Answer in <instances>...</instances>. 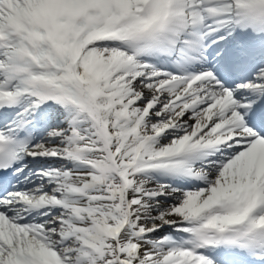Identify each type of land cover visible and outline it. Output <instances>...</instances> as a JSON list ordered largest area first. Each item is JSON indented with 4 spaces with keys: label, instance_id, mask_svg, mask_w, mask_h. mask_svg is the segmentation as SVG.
I'll use <instances>...</instances> for the list:
<instances>
[{
    "label": "bare ground",
    "instance_id": "bare-ground-1",
    "mask_svg": "<svg viewBox=\"0 0 264 264\" xmlns=\"http://www.w3.org/2000/svg\"><path fill=\"white\" fill-rule=\"evenodd\" d=\"M48 1L53 9H75L83 4V0ZM118 1L119 5L125 2ZM112 2L104 0L105 19L89 15L87 30L72 19L56 18L51 24V42H45L41 34L47 31L50 37L47 23V29L22 27L23 37L36 38V62H29L32 68L25 75L11 69L25 62L14 52L18 48V55H24L26 46L8 36L0 50V66L8 67L0 71V87L16 92L39 89L43 91L40 96L49 91L62 93L50 115L45 116V111L39 117L50 121L51 126L42 128L39 138L29 146L27 153L33 160L17 166L14 186L0 200V264L12 250L26 248L38 250L44 257L43 264H105L101 252L122 232L132 243L127 250L120 249L112 262L184 263L181 259H186L191 247L188 238L203 235L199 225L215 216L207 214L209 204L233 188V177L226 171L233 172L236 150L242 147L236 144L248 136L252 138L249 147L264 145V134L240 126L238 115L229 106L230 97L219 91L211 96L200 92L212 81L196 83L194 80L201 75L185 71L180 65L172 70L144 52L135 56L115 42L94 44L95 37L109 32L113 25L126 33L130 31L126 29L129 23L143 25L148 20L145 12L157 9L153 2L135 20L119 22L115 19L117 13L111 10ZM38 7L41 0H0V27L9 19L23 21ZM133 48L139 51L142 45ZM61 49H66V59L59 62ZM70 50L73 59L81 51L75 79L70 78ZM45 54L51 60L47 70L41 67ZM108 74L111 76L104 79ZM52 82L58 88H51ZM180 92L184 96L173 101ZM155 103L157 109L153 110ZM225 135L232 136L227 142L230 147H210L213 156L205 150L174 155L189 138L183 148L197 140L200 145ZM68 151L75 152L62 156ZM227 151L224 157L222 153ZM185 157L187 161L179 163ZM133 158L140 160L129 165ZM179 170L201 176V185L182 186L187 181ZM113 174L123 176L125 214H121L119 203L109 192L108 179ZM259 184L264 197V184ZM73 187L79 191H73ZM52 201L67 204L34 206L35 202ZM109 227L114 228L113 233ZM200 253L205 264H222L207 252Z\"/></svg>",
    "mask_w": 264,
    "mask_h": 264
},
{
    "label": "rangeland",
    "instance_id": "rangeland-1",
    "mask_svg": "<svg viewBox=\"0 0 264 264\" xmlns=\"http://www.w3.org/2000/svg\"><path fill=\"white\" fill-rule=\"evenodd\" d=\"M153 108L156 109L157 107L155 106ZM112 180H113V177H112ZM109 189H110V192L113 193L115 196H122V194L124 193L122 185H120V187H117V182L112 183L111 178L109 180ZM121 206H120V212L123 213L125 212V204L123 200H122ZM110 230H112V228ZM118 240H119L118 243H119L120 248L124 250H127L132 243V241L128 237V234H126V232H122L119 235ZM116 247H117L116 242H113L112 244L105 246L106 249L102 251L104 255L103 260L106 261V264H119L118 262H112V260L115 259V256L118 253Z\"/></svg>",
    "mask_w": 264,
    "mask_h": 264
}]
</instances>
